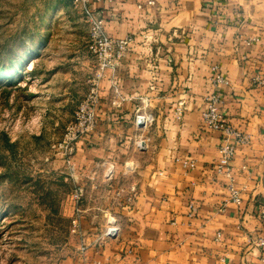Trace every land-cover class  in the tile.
Wrapping results in <instances>:
<instances>
[{"label": "crops", "instance_id": "crops-1", "mask_svg": "<svg viewBox=\"0 0 264 264\" xmlns=\"http://www.w3.org/2000/svg\"><path fill=\"white\" fill-rule=\"evenodd\" d=\"M148 1L92 4L109 36L131 39L118 95L101 82L96 127L78 149L85 174L108 182L102 215L112 212L119 232L98 243L105 217L81 220L76 250L60 264H264L255 245L264 237V0ZM214 72L225 80L226 124L248 137H229L227 165L226 135L202 122ZM139 109L153 116L142 129Z\"/></svg>", "mask_w": 264, "mask_h": 264}, {"label": "rangeland", "instance_id": "rangeland-1", "mask_svg": "<svg viewBox=\"0 0 264 264\" xmlns=\"http://www.w3.org/2000/svg\"><path fill=\"white\" fill-rule=\"evenodd\" d=\"M87 42L75 0H0V264H60L74 222L104 217L108 182L85 174L82 140L61 147L95 73Z\"/></svg>", "mask_w": 264, "mask_h": 264}, {"label": "built area", "instance_id": "built-area-1", "mask_svg": "<svg viewBox=\"0 0 264 264\" xmlns=\"http://www.w3.org/2000/svg\"><path fill=\"white\" fill-rule=\"evenodd\" d=\"M114 0H75L83 10L86 23L88 25V42L87 47L90 55L95 61V73L88 80V91L86 96L78 105L74 120L68 127L67 132L63 138L61 147L64 149L72 148L71 145L76 140H83L96 127L95 114L96 109L100 103V85L105 79L111 81V87L113 88L114 97L118 95V87L114 81L117 69L122 60L127 56L129 51V44L131 39L129 37L123 39H117L109 36L105 31V19L98 9L93 8L95 2H113ZM148 5L154 6L155 0H149ZM141 7V5H139ZM217 68H214V70ZM225 80L219 73L214 72L212 79L213 91L204 98L205 109L202 113L203 125L211 130L222 131L226 135L225 144L219 147L221 154V162L223 165H227L233 158L234 145L229 144V137H232L235 143L246 142L248 137L240 131L230 128L224 119L221 112L222 96L218 92V86L224 83ZM112 101L113 105H119L123 98L117 97ZM143 102V101H142ZM185 106L177 107L175 109V118L180 120L183 116ZM153 121L151 113L143 112L141 109L137 110L134 116V125L137 129L145 128ZM146 144L143 140L136 142V148L138 150H144ZM113 172V165L109 166L107 173L110 176ZM233 201L239 203V198L236 196V192L233 193ZM82 189L79 188L75 194L76 200L81 199ZM264 216V210L261 211ZM106 220V227L99 234L98 243L107 242L115 239L119 232V226L116 216L109 211L104 212ZM81 219L78 218L74 222V226L77 229V233H80ZM256 247L261 248L264 251V237L258 238L255 242Z\"/></svg>", "mask_w": 264, "mask_h": 264}]
</instances>
